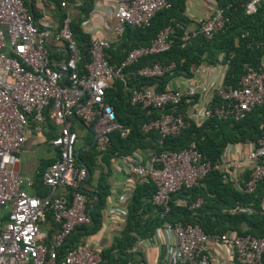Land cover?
I'll use <instances>...</instances> for the list:
<instances>
[{
  "label": "built area",
  "instance_id": "1",
  "mask_svg": "<svg viewBox=\"0 0 264 264\" xmlns=\"http://www.w3.org/2000/svg\"><path fill=\"white\" fill-rule=\"evenodd\" d=\"M171 1L115 0L112 12L115 24L111 31L120 36L127 25L148 26L155 13L170 7ZM261 2L264 0H249L245 12L254 13ZM80 3L81 0H61L60 6L68 9ZM225 20L223 10L215 6L180 38L183 42L198 34L211 38ZM70 24L67 13L52 33L36 21L24 0H0V264H103L102 247L93 239L78 243L59 256L72 232L91 223L88 196L83 190L88 169L76 163L78 136L72 128V119H79L91 130L99 151L110 146L113 131L125 137L129 127L116 119L113 106L104 101L105 89L111 80L123 78V69L129 64L167 50L173 32L172 27H164L149 44L130 49L116 66L106 56V49L113 41L109 33L90 35L89 62L80 73L77 65L80 49ZM49 40L64 44L63 58H50ZM171 67L172 64L155 62L141 67L137 74L160 76ZM201 71L199 66L191 67L192 75L183 77L182 86L170 85L157 91L154 85H149L130 91L131 104L162 108L157 117L141 126L143 132H157L159 148L149 149L144 161L136 159L133 153L120 157L130 161L129 170L139 181L148 178L154 183L152 203L164 209L162 214L168 211L173 193L196 185L216 167L202 157L194 142L179 150H166L160 148L164 138L178 134L190 121L199 125L211 116L242 118L255 106L264 104L261 67H248L236 86L225 85L223 80L208 81ZM183 98L188 102L185 114L174 111ZM46 119L58 126L50 141L56 157L39 175V186L46 189L45 194L39 195L28 191L36 184L35 178L18 170L19 152L26 141L29 121L39 130ZM246 160L251 166L244 190L253 192L264 178V135L252 143ZM130 194L123 192L113 199L125 202ZM198 203L199 200L195 205ZM48 214L58 225L50 236L42 226ZM162 231L164 255L169 264H213L210 241L224 246L232 261L262 264L264 237L235 232L210 237L199 225L180 221L165 222Z\"/></svg>",
  "mask_w": 264,
  "mask_h": 264
},
{
  "label": "trees",
  "instance_id": "2",
  "mask_svg": "<svg viewBox=\"0 0 264 264\" xmlns=\"http://www.w3.org/2000/svg\"><path fill=\"white\" fill-rule=\"evenodd\" d=\"M61 0H53L60 12V21L68 13V9L60 6ZM249 0H215V6L223 10L226 18L224 26L205 38L198 34L187 41L181 40L185 30L196 26L185 14L186 0H172L168 8L158 10L152 17L150 24L145 27L127 25L124 32L117 36L106 49V56L113 66L124 60L128 51L134 47L147 45L164 27L170 26V46L167 50L139 58L123 69V78L111 80L104 94V101L113 106L116 119L129 127V133L121 137L118 131L110 134V146L105 151H99L96 142L80 151L76 159L78 165H84L88 171L83 190L88 196L87 209L91 223L77 227L62 246L59 256L67 249L78 243L80 235H91L101 225V209L109 194V184L103 163L126 157L137 149L159 148L155 130L143 132L141 126L157 117L162 110L159 107H141L130 103V91L134 88H144L154 85L157 91L165 89L167 83L176 76L190 77L191 67L200 65L212 66L218 63L226 64L223 77L225 85L236 86L240 76L248 67L259 68L264 56V3L257 4L256 11L251 14L245 12V5ZM28 6V0H24ZM94 0H82L77 7V16L71 17V30L80 49L77 62L80 73L85 71L89 62V35L81 28V22L89 15ZM29 8V7H28ZM30 10V9H29ZM162 65L172 64L170 71L160 76L144 77L137 71L152 63ZM214 100L220 103L217 96ZM188 102L182 99L174 111L185 114ZM45 122H49L47 119ZM264 135V104L252 108L242 118H219L211 116L202 124L196 125L190 121L178 134L164 138L166 150H179L194 142L203 158L209 160L216 167L200 178L196 185L182 187L171 195L169 209L162 214L163 208L152 203V196L156 190L154 183L146 178L138 182L127 199L125 223L120 234L113 238L110 246L101 250L103 264H141L131 251L135 243L150 237L157 228L165 222H184L197 224L210 237H217L223 233L235 232L238 235L251 234L264 237V178L260 180L253 192L244 190V181L249 171L238 181L224 179V172L219 168L222 155L228 144L255 143ZM78 138V137H77ZM77 150V148L75 147ZM98 170L96 179L94 172ZM38 184L39 181H38ZM92 187V190L87 188ZM45 194L46 189L40 186ZM97 194V197L94 196ZM96 199H98L96 201ZM199 200V203H195ZM51 224L50 236L58 228L53 217L48 214L46 222ZM234 264H239L233 260ZM59 264V262L57 263ZM264 264V252L262 254Z\"/></svg>",
  "mask_w": 264,
  "mask_h": 264
},
{
  "label": "crops",
  "instance_id": "3",
  "mask_svg": "<svg viewBox=\"0 0 264 264\" xmlns=\"http://www.w3.org/2000/svg\"><path fill=\"white\" fill-rule=\"evenodd\" d=\"M114 5L115 0H94L89 15L81 22L82 30L88 33L89 36H101L109 33L114 41L117 38V34L111 31L115 24L112 15ZM28 7L40 25L46 26L52 33L57 31L60 25V12L56 9L53 0H28ZM213 8H215V0H186L185 14L192 23H195L199 17L207 16ZM78 13V9L68 8V14H71V16L75 17ZM64 49L63 43L55 40L48 41V52L52 60L63 58L65 56ZM199 67L202 69L200 73L206 80L219 83L223 80L227 66L224 63H218L212 66L200 65ZM260 67L264 69V56L261 58ZM183 83V76H176L167 83L166 87L170 85L182 86ZM72 128L78 136L76 148L84 149L85 145L92 140L91 130L77 118L72 119ZM57 129L58 126L51 122H44L39 130L34 128L33 121L30 120L28 123L26 141L19 152L18 170L23 175L35 178L36 184L28 188V191L32 194L42 192L38 184L39 175L56 157V149L50 141L57 133ZM89 143L86 145L87 147H89ZM251 145L252 142H246L231 143L226 146L228 150H224L219 167L225 173V180L238 181L249 171L251 164L246 160V155ZM149 149L152 148L137 149L133 151V154L136 159L144 161L147 158ZM130 165V161L125 160V158L112 159L109 164L103 163V170L106 172V180L109 184V194L105 205L101 209V225L95 233L80 235L77 241L97 240L99 245L104 248L110 246L113 238L120 234L125 223L127 200L119 202L114 201L113 198L123 192L132 193L136 184L141 182L129 170ZM94 178L96 179V174ZM87 188L89 190L93 189L90 186ZM59 191L62 190L59 189ZM42 226L46 232L52 229L48 221ZM164 240L165 235L162 227H160L155 230L152 236L138 240L131 251L137 259H141V264H169L164 255ZM209 250L213 264H234L224 246L210 241Z\"/></svg>",
  "mask_w": 264,
  "mask_h": 264
},
{
  "label": "water",
  "instance_id": "4",
  "mask_svg": "<svg viewBox=\"0 0 264 264\" xmlns=\"http://www.w3.org/2000/svg\"><path fill=\"white\" fill-rule=\"evenodd\" d=\"M91 136H92V140H91V142L89 143V147L90 146H92L94 143H95V141H96V137H95V135L91 132ZM83 148H80V149H77L76 150V152H75V154H76V157H78V154L80 153V151L82 150ZM88 175H89V171H88ZM94 195L97 197V194L96 193H94ZM98 199H96V201H97ZM94 204H92L91 205V207L93 206ZM91 207L89 208V210L91 209Z\"/></svg>",
  "mask_w": 264,
  "mask_h": 264
},
{
  "label": "rangeland",
  "instance_id": "5",
  "mask_svg": "<svg viewBox=\"0 0 264 264\" xmlns=\"http://www.w3.org/2000/svg\"><path fill=\"white\" fill-rule=\"evenodd\" d=\"M97 173H98V170H96V171L94 172V175H95V174L97 175ZM208 244H209V242H208ZM229 264H231V263H229Z\"/></svg>",
  "mask_w": 264,
  "mask_h": 264
}]
</instances>
